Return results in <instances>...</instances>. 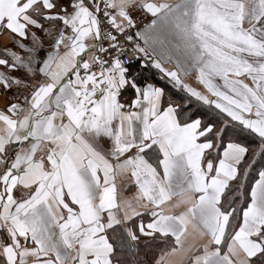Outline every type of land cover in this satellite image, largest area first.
Wrapping results in <instances>:
<instances>
[{"label":"snow or ice","instance_id":"snow-or-ice-1","mask_svg":"<svg viewBox=\"0 0 264 264\" xmlns=\"http://www.w3.org/2000/svg\"><path fill=\"white\" fill-rule=\"evenodd\" d=\"M0 32V264H264V0H0Z\"/></svg>","mask_w":264,"mask_h":264},{"label":"crops","instance_id":"crops-1","mask_svg":"<svg viewBox=\"0 0 264 264\" xmlns=\"http://www.w3.org/2000/svg\"><path fill=\"white\" fill-rule=\"evenodd\" d=\"M7 47L13 50H16L18 52H21V50L17 47L15 42L13 41V37L11 33H4L0 32V55H3V49ZM23 55L24 53L21 52ZM12 75H22V70H15L11 73ZM159 83L162 86H166L165 82L163 80H160ZM15 89H13L14 91ZM11 96L10 92H5L3 89V86H0V109L4 108L5 105L9 102V97Z\"/></svg>","mask_w":264,"mask_h":264},{"label":"built area","instance_id":"built-area-1","mask_svg":"<svg viewBox=\"0 0 264 264\" xmlns=\"http://www.w3.org/2000/svg\"><path fill=\"white\" fill-rule=\"evenodd\" d=\"M142 19L144 20V22H146V20H147V18H145V17H142Z\"/></svg>","mask_w":264,"mask_h":264}]
</instances>
